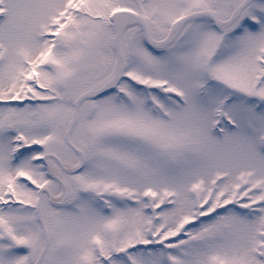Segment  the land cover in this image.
Returning a JSON list of instances; mask_svg holds the SVG:
<instances>
[{
    "label": "snow or ice",
    "instance_id": "6c2138e0",
    "mask_svg": "<svg viewBox=\"0 0 264 264\" xmlns=\"http://www.w3.org/2000/svg\"><path fill=\"white\" fill-rule=\"evenodd\" d=\"M0 264H264V0H0Z\"/></svg>",
    "mask_w": 264,
    "mask_h": 264
}]
</instances>
